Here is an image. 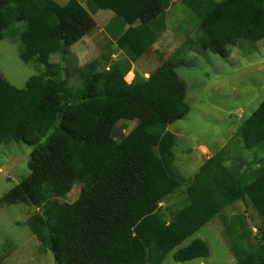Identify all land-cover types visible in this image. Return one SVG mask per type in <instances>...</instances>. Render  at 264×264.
<instances>
[{
    "label": "trees",
    "instance_id": "obj_1",
    "mask_svg": "<svg viewBox=\"0 0 264 264\" xmlns=\"http://www.w3.org/2000/svg\"><path fill=\"white\" fill-rule=\"evenodd\" d=\"M199 20L201 51L227 58L236 42L264 40V0H179ZM170 0H0V41L14 25L19 59L43 66L24 89L0 77V144L33 148L29 175L0 203L41 209L25 222L57 264H161L166 257L222 212L248 199L264 221V100L236 136L246 150L258 149L261 166L251 183L227 170L220 153L203 163L192 180L175 166V135L168 127L190 112L186 86L176 72L178 53L148 78L132 64L155 43ZM112 12L127 29L116 40L124 59L106 70L91 63L77 89L67 87L60 63L71 46L95 30L90 13ZM159 28L160 31H159ZM131 75H129V78ZM137 119L127 135L113 133L120 122ZM80 184L78 199H58ZM176 193L186 201L169 220L159 205ZM232 229L231 224L226 225ZM237 236L230 251L236 264H264L262 241ZM205 242L178 249L175 262L206 259Z\"/></svg>",
    "mask_w": 264,
    "mask_h": 264
},
{
    "label": "rangeland",
    "instance_id": "obj_2",
    "mask_svg": "<svg viewBox=\"0 0 264 264\" xmlns=\"http://www.w3.org/2000/svg\"><path fill=\"white\" fill-rule=\"evenodd\" d=\"M67 1L56 2L62 6ZM101 13L105 17L113 15L109 11ZM97 20L99 26L107 24V21L101 24L100 20ZM162 23V33L158 36L165 35L163 41L166 45H153L144 56L132 64L131 70L148 78L147 75L152 74L165 60L181 49L176 55L175 72L186 86L185 102L190 112L183 120L168 127V131L176 138L175 166L185 179L192 180L198 173L199 165L193 163L194 153L187 154L188 150L199 145L206 146L211 152L225 149L222 153L225 158L223 166L229 171L241 173L244 183L253 182L251 171L261 166L257 159L263 152L258 149H244L240 138L233 132L264 100V40L256 43L236 42L229 48L227 58L201 51L198 43L203 35L199 30V20L181 5L179 0H170V7L164 14ZM23 29V23L14 25L11 32L5 34L0 41V77L16 89H24L31 77L43 72V66L33 62L24 63L19 59L20 44L16 36ZM74 47L71 46L69 52H72ZM87 51L88 53L80 59L70 53L64 57H49V63L62 65L63 79L70 89L81 86V74L88 73L91 63H96V70L100 71L109 65L107 59L112 56L113 63L124 59L118 55L114 45L104 48L94 46ZM130 72L125 77L127 84L133 79ZM136 125L137 119L120 122L114 130V138L129 134ZM32 150L33 148L20 143L0 144V200L28 177ZM244 168L253 170L241 172ZM81 187L80 184H75L72 190L58 201L62 205L72 204L78 199ZM185 201L184 194L176 193L161 203L159 207L166 220H169ZM41 212L40 208L33 206H8L0 203V264H57L48 249L37 242L25 225L28 218ZM222 216L226 222L214 218L170 253L161 264H236L230 251L233 238L243 236V240L251 244L262 241L264 221L248 199L228 206ZM228 224L233 228L227 230ZM195 240L206 243L208 258L175 262L174 253Z\"/></svg>",
    "mask_w": 264,
    "mask_h": 264
},
{
    "label": "crops",
    "instance_id": "obj_3",
    "mask_svg": "<svg viewBox=\"0 0 264 264\" xmlns=\"http://www.w3.org/2000/svg\"><path fill=\"white\" fill-rule=\"evenodd\" d=\"M56 1H58V0H55V2ZM77 1L83 7H85V0H77ZM101 12H104V11H97L94 14L90 13V17L96 25L95 30L92 31L91 33H89L87 36L83 37L76 44H74L75 47L72 49L73 50L72 52H69V50H68V53H70L71 55H75L77 59L84 57V55H86L88 53L87 50L88 49L91 50L92 47H94V46L104 48V47H107V45H109V46L114 45V47L118 50V55L124 57L123 53L116 46V40L120 36L121 32L125 31L127 29V27H123L121 25V23L116 20L114 14L110 15V17H105V16L101 15L102 14ZM96 18L100 20L101 24L105 23L106 21H107V24H104L105 26H102V25L99 26L100 24ZM160 29L161 28H159V31H160ZM161 33H162V30H161V32H159L158 35H160ZM164 37H165V35L158 36L153 45H166L163 41ZM79 51H81V52H79ZM112 60H114V56L107 59L109 65L105 68L106 70L110 67V65L114 64L113 63L114 61H112ZM115 63H117V62L115 61ZM130 73L132 74V76L134 78V71L131 70ZM147 77H149V75H147ZM239 128H237V130H234L233 133H235V136L237 135ZM222 150L223 149H221L220 151L211 152L206 146L199 145L197 147L195 146L194 148L188 150L186 153L187 154L194 153V157H193L192 161L196 165H199V169H200V167L203 165V163L205 161H207L211 157L215 156L216 154L220 153ZM260 156H263V155H260ZM247 169L248 170H246L244 168L241 170V172H243L245 170L246 171L253 170L251 168H247ZM253 171H251L250 176H253L252 175ZM177 194H179V193H177Z\"/></svg>",
    "mask_w": 264,
    "mask_h": 264
}]
</instances>
